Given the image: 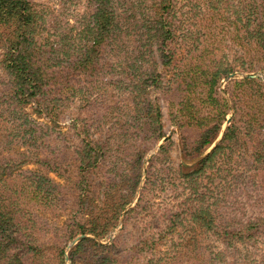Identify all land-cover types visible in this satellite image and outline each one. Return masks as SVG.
<instances>
[{"label": "trees", "instance_id": "16d2710c", "mask_svg": "<svg viewBox=\"0 0 264 264\" xmlns=\"http://www.w3.org/2000/svg\"><path fill=\"white\" fill-rule=\"evenodd\" d=\"M57 1L59 8L51 11L43 0H0V264H66L64 251L44 242L40 221V212L66 202L60 184L37 170L20 168L30 161L64 175L60 157L65 152L52 138L54 124L64 113L75 110L73 121L81 141L74 145V153L82 164L100 162L105 174L115 175L132 156L133 176L134 165L145 153L134 141L140 136L139 143L153 138L156 124L162 127V108L148 97L151 92L167 98L182 91L180 100L173 102L174 118L180 126L200 128L194 142L199 154L216 140L228 119L230 104L219 90V81L234 72L228 57L252 69L264 64V0H88L86 10L77 14L67 12L75 0ZM216 18L227 21V27H243L226 31L229 55L219 54L216 46H201L200 26L208 27ZM234 83L239 99L222 139L195 166H182L177 172L184 197L175 198L176 211L162 233L167 237L181 226L185 237L170 244L173 254H153L137 264H218L229 259L234 264L235 255H227L230 246L257 245L264 217L241 221L235 228L236 217L220 212L221 203L235 198L230 181L241 182L246 151L253 168L248 182L264 186V78L249 75ZM110 91L128 93L134 100L112 104ZM196 92L205 93L210 108L203 118L191 110V95ZM248 96L249 101L243 100ZM29 104H36L47 122L39 126L29 118L25 112ZM124 107L129 111L119 112ZM92 128L99 133L96 138ZM18 135L35 149L13 147ZM151 167L159 171L154 164ZM169 167L165 175L171 183ZM128 203H117L114 216ZM91 227L82 233L98 234L95 223ZM209 237L221 242L224 250L214 252L213 246H205ZM91 240L84 237L73 253ZM90 264L133 263L101 254Z\"/></svg>", "mask_w": 264, "mask_h": 264}, {"label": "rangeland", "instance_id": "374dc122", "mask_svg": "<svg viewBox=\"0 0 264 264\" xmlns=\"http://www.w3.org/2000/svg\"><path fill=\"white\" fill-rule=\"evenodd\" d=\"M43 1V3L47 2L51 11L59 8L60 3L57 0ZM87 5L88 0H75L69 3L70 9L67 12L82 13L86 10ZM213 21L214 23H209L208 27L200 26L201 46H216L221 50L219 54L229 55L230 37L226 31L237 27L243 29V27L237 24L233 27H227L229 24L221 18H216ZM191 24L198 25L199 23ZM187 28L188 24L184 25L181 31ZM210 31L211 35L207 37ZM234 59L231 55L227 59L234 67V72L219 81L220 95L225 96L230 104L228 119L224 122L216 140L203 153H195L198 146L194 142L198 139L200 128L188 124L180 126L179 121L174 118L176 105L173 102L180 100L178 93L182 91H174L172 96L167 95L169 99L164 97L161 92L154 91L148 97L161 105L163 118L162 127L159 128H161L162 133H159V124L157 123L155 128L158 130L153 138L139 143L140 136V139L134 141L145 150V153L141 161L134 165L133 176L130 168L136 158L132 156L128 158L129 163L116 170L115 175L113 173L105 174L106 168L100 162L86 166L76 158L74 145H78L81 139L79 127L74 125L73 118L75 115L73 112L75 110L73 109H70L68 113H64L58 122L54 124L56 128L52 130V138L55 139L59 150L65 152L60 157L61 165L65 170L64 175L59 176L56 171H48L33 162L30 163V161L22 163L20 166L22 170H37L60 184L66 202L60 203L55 209L40 212V221L44 228V242H49L50 245L57 244L64 251L66 264H73L74 261L75 264H90L95 262L101 254L119 260L131 259L133 264H137L145 262L153 254L159 256L175 252L170 244L180 243L185 237L186 229L180 226L167 237H163L162 230L169 223L168 219H170L171 213L176 211L175 198L184 197V194L182 197L183 186L179 181L180 174L177 173L178 170L182 166L187 167L186 169L195 166L222 139L227 126L230 124L229 118L234 112V101L236 102L239 99L234 93L239 86L234 81L241 80L249 75L264 78V64H261L259 68L256 66L252 69L248 63L242 61L236 63ZM156 61L158 62V69L161 70V60L157 57ZM247 61L248 59H245V62ZM204 94L196 92V94H192L193 96L191 95L190 99L192 112L197 113L198 117L201 118L207 116L210 110ZM109 100L112 104H118L117 102L131 104L134 98L128 93L119 94L117 91H110ZM243 100L249 101L250 97H244ZM128 111L129 107H124L119 112L125 113ZM25 112L39 126L47 122L36 104L27 105ZM113 113L118 112L115 110ZM105 128L108 129L109 125ZM91 133L92 138L99 135L94 128L91 129ZM159 134L163 136L158 137ZM23 142L24 140L18 135L14 138L12 146L17 145L22 151L30 148L35 149V147L29 145L31 143L27 139ZM162 146L164 148L161 150ZM243 150L246 149L243 148ZM249 154L246 151L243 155L245 159L241 160V182L237 183L233 178L230 181L231 189L236 190L232 193L235 198L232 199L230 196L226 204L221 203L222 207L220 208V212L224 217H236L235 228H238L241 221L252 220L257 222L259 221L257 218L264 217V186L258 185L252 180L253 184L248 182L251 179L250 176L253 170L249 164V160H251ZM237 155L235 157H239V153ZM28 159L26 158V160ZM23 160L25 158L19 162L21 163ZM153 164L159 171L152 169ZM168 166H170L169 172L172 173L170 174L171 183L165 175ZM123 169L125 170L123 171ZM149 170L151 173H149ZM149 176L150 182L147 185ZM137 178L138 184L135 185ZM215 182L218 185V177H215ZM238 193L240 199L237 201ZM127 200H129V203L125 209L117 215L118 217L114 216L115 205ZM131 208H134V210L128 211ZM94 223L98 234L82 233L83 230L92 228L91 226ZM84 237H90L92 240L85 242L81 251L74 254L73 248ZM257 239L256 246L234 243L227 251L228 258L235 255L234 264H244L245 261L250 264H264V228L259 230ZM172 240H175V242H172ZM205 242V246H213L214 252L224 250V245L219 241H215L214 237H209ZM178 248L179 250L182 249L180 245H178ZM229 260L226 261L227 263L219 262L218 264H229L231 259Z\"/></svg>", "mask_w": 264, "mask_h": 264}, {"label": "water", "instance_id": "95a60500", "mask_svg": "<svg viewBox=\"0 0 264 264\" xmlns=\"http://www.w3.org/2000/svg\"><path fill=\"white\" fill-rule=\"evenodd\" d=\"M208 153H209V152H208ZM208 153H207V154H208ZM203 158H204V157H203Z\"/></svg>", "mask_w": 264, "mask_h": 264}]
</instances>
